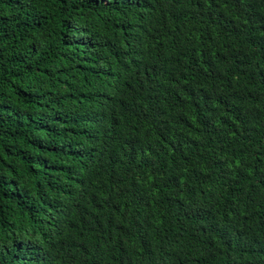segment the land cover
<instances>
[{"label": "trees", "instance_id": "1", "mask_svg": "<svg viewBox=\"0 0 264 264\" xmlns=\"http://www.w3.org/2000/svg\"><path fill=\"white\" fill-rule=\"evenodd\" d=\"M0 264H264V0H0Z\"/></svg>", "mask_w": 264, "mask_h": 264}]
</instances>
